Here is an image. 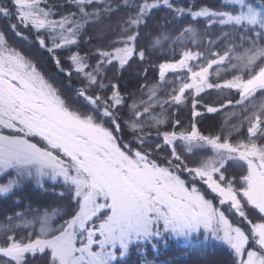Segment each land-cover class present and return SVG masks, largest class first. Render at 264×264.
Here are the masks:
<instances>
[{"label":"snow or ice","instance_id":"6c2138e0","mask_svg":"<svg viewBox=\"0 0 264 264\" xmlns=\"http://www.w3.org/2000/svg\"><path fill=\"white\" fill-rule=\"evenodd\" d=\"M68 3L76 11L57 20L46 0H0V20L8 22L10 31L22 37L19 26L30 28L40 48L49 53L77 45L88 26L105 20L99 35L117 33L110 50L97 49L95 67L78 52L68 57V70L57 59L61 72L67 71L69 77L75 72L84 81L70 103L29 57L10 45L7 32L0 28V197L17 196L29 182L44 188L49 181L53 194L67 201L51 211L30 209V216L16 212L6 217L0 224L5 238L0 264H33L37 258L43 264H130L133 250L139 264H153L146 259L149 247L158 251L169 239L191 244L201 230L205 239L211 236L227 245L230 264H264V0H222L217 7L198 9L174 7L171 0ZM161 5L174 19L191 18L173 46L190 37L197 47L206 44V51L185 47L179 59L159 64L160 80L148 88L147 99L128 106L124 125L132 137L125 141L119 114L125 100L116 84L106 95L104 70L114 62L124 69L137 55L145 59L146 50H138L137 41L152 10ZM118 13L122 15L113 21ZM192 22L204 24L206 41L198 40L201 32ZM215 27L219 32L213 39L208 30ZM149 40L155 50L172 35L161 31ZM168 72L186 77L177 75L172 90L160 97ZM221 72L231 78L221 82ZM213 74L216 81L210 79ZM146 87L141 85L142 91ZM94 88L97 91L90 94ZM206 89L238 96L219 107L201 105L208 113L231 105L234 111L225 126L239 109L242 119L226 133L206 136L198 130L195 118L201 113L196 97ZM188 95L193 98L190 130L177 131L179 120L173 121L172 131L161 130L167 123L165 105H182ZM245 124L247 137L234 142L233 132L240 133ZM153 129L163 137V145L149 140ZM178 144L185 153L210 148L212 154L189 166ZM164 146L171 149L166 166L153 158ZM229 167L240 171L229 173ZM197 181L219 205H227L228 212L241 218L235 226ZM250 216L260 222H252ZM244 222L250 232L239 226Z\"/></svg>","mask_w":264,"mask_h":264},{"label":"trees","instance_id":"16d2710c","mask_svg":"<svg viewBox=\"0 0 264 264\" xmlns=\"http://www.w3.org/2000/svg\"><path fill=\"white\" fill-rule=\"evenodd\" d=\"M174 7H188L190 5H195L198 9L203 5H211L217 7L222 3V0H171ZM48 6L52 7L55 15L54 19H60L62 15L68 14L70 11L74 12L76 9L68 3V0H46ZM119 15L112 17L115 21L118 19ZM191 18H173V13L168 8L161 5L157 9L152 10L151 16L148 18V26L146 28L142 27L140 31V36L137 41V49H145L146 56L143 61L140 60L139 56L133 57L126 65L124 69H120L118 65H108L105 67L104 83L108 85L106 89V95H111V84H116L120 94L124 97L125 104L119 107V114L121 115L120 123L123 127V139L125 141L131 139L132 134L128 131L127 127L124 125V118L129 114L128 106L133 104L134 100L139 101L141 97L147 99L148 88L155 87L159 80V64L165 62H173L179 59L181 52L185 47L191 48L193 51H206V44H200L199 47L191 42L190 37L183 39L182 43H176L173 46V41L175 37L179 35L183 28L189 25ZM165 21L169 23L165 24ZM18 23V22H17ZM108 23L107 20L103 21L97 25L88 26L86 31L79 37L78 44L72 45L69 48L54 49L53 53H49L46 49H42L36 40V33L30 28H24L22 25L19 26V30L22 32V37H17L10 31L9 24L6 20H0V28H3L8 34V41L10 45L14 46L23 55L29 57L37 66V68L42 72V74L48 78L68 99L71 103L76 98V91L81 88L84 83L82 77L73 72L71 77L67 75V71L61 72L57 67V59L65 70L70 69L71 61L68 57L74 53L78 52L79 55L86 57L87 62L95 67L99 59L97 49L103 48L105 50H110L111 42L117 38V33L109 31L103 37L99 35L100 31ZM195 24V22H192ZM195 26L200 30L201 37L198 40H207V37L203 35L205 32V26L203 23L195 24ZM161 31H166L172 35V40L165 41L162 47L153 50L150 46L149 36L153 38L159 35ZM213 34V39L215 35L219 32V28L215 27L210 30ZM47 36V33H44ZM24 37H27L25 39ZM49 46L51 43L49 41ZM223 49V45L220 46V50ZM195 63V62H192ZM215 69V66H214ZM214 69L212 71H214ZM87 70H91L87 69ZM177 75L186 77V73H172L166 74L167 80L164 85L160 86L159 96L165 97L171 90L173 81L176 80ZM227 77L231 78L230 73L221 72L220 80ZM211 80L216 81L217 77L213 74L210 77ZM141 85H146L148 87L141 89ZM179 82H177V87ZM97 91V89H91L90 94ZM238 99L235 92L229 94L228 90L224 92L217 91L215 89H207L204 93H201L200 97H196L199 101L197 104V111L201 113L200 116L195 118L198 130L208 136L217 135L222 132H228L231 128V124L239 123L242 116H239V109H235L238 115L233 117L231 122L225 126V121L229 113L234 111L233 107L230 105L228 108L221 109L216 113H208L205 107L201 105H212L219 107L221 103H224L227 99ZM82 99V98H81ZM192 96L188 95L185 103L179 106L173 105L167 109V123L161 126V130L172 131L173 121L179 120V124L176 126V130L189 129L193 121L192 117ZM257 102L260 100L259 94L257 95ZM156 112H160V108L155 109ZM247 137V125L241 128L240 133L233 132L232 139L235 142L237 138ZM149 140L154 144L159 142L163 145V137H157L155 129L152 130V134ZM178 151L181 155L186 158L189 166H195L202 158L212 154L210 148L199 149L195 154L185 153L182 147L178 144ZM171 149L164 146V150L160 152H154L153 158L160 163L162 166L167 165L166 154L170 155ZM229 173H239L240 169L235 167L228 168ZM186 177L187 174H182ZM197 186L204 189L208 193V198L213 199L215 205L218 204V199L211 194L206 186L200 184L199 181L196 182ZM53 186L51 182L46 181L45 187L40 188L34 183H27L23 191L18 192L17 196L0 197V224H2L6 217L14 216L16 212H26L29 216L32 214L30 209H40L43 211L48 208L51 211L52 207L58 203L67 204L66 200L61 201L60 198L53 194ZM60 189L56 188V192ZM20 200L17 203V200ZM225 211L224 209H222ZM230 221L233 224H237L241 218L235 216V214L227 213ZM252 222H260L254 216H250ZM247 225V232H250V226L246 222L239 224V226ZM4 237L0 235V243L4 242ZM31 259V258H30ZM147 260L153 261V264H230V251L226 249L221 244L216 243H203L197 240V242H192L191 244L183 245L180 243H175L172 241H167V244L163 242L160 244L158 251H153L150 247L147 251ZM140 258L136 256L135 250L130 260V264H139ZM229 262V263H228ZM33 264H43L42 259L37 258L33 261Z\"/></svg>","mask_w":264,"mask_h":264},{"label":"rangeland","instance_id":"374dc122","mask_svg":"<svg viewBox=\"0 0 264 264\" xmlns=\"http://www.w3.org/2000/svg\"><path fill=\"white\" fill-rule=\"evenodd\" d=\"M215 206L221 207V209H224L225 210V213H226V211H228V206L227 205L221 206V205H219V202H218V204L215 205ZM227 213L234 214V212H227ZM246 224H247V222H246ZM234 226H235V224H234ZM248 227H249V225H248ZM242 228L247 232V229H248L247 228V225H243ZM197 240L200 241V242H203V243H216V244H221L226 249H228L227 245L223 244L221 241H216V240L212 239L211 236H209L207 239H205V236H204V233H203L202 230H201V232L199 233V235L195 238V240L193 242H197ZM168 241H172V242H175V243H180V244H183V245H187V243L185 241H183V240L169 239Z\"/></svg>","mask_w":264,"mask_h":264}]
</instances>
